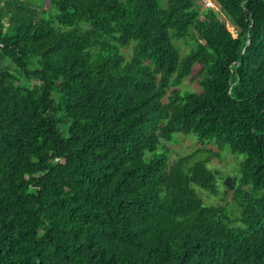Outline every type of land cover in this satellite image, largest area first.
I'll list each match as a JSON object with an SVG mask.
<instances>
[{"label": "trees", "instance_id": "obj_1", "mask_svg": "<svg viewBox=\"0 0 264 264\" xmlns=\"http://www.w3.org/2000/svg\"><path fill=\"white\" fill-rule=\"evenodd\" d=\"M197 1L0 0V264H264V0Z\"/></svg>", "mask_w": 264, "mask_h": 264}, {"label": "rangeland", "instance_id": "obj_2", "mask_svg": "<svg viewBox=\"0 0 264 264\" xmlns=\"http://www.w3.org/2000/svg\"><path fill=\"white\" fill-rule=\"evenodd\" d=\"M160 4L161 7L165 6V2L164 0H160ZM196 4L198 6H200L202 9L204 7H208L210 9H215L216 4L214 2H212L211 0H200L197 1ZM219 13V12H217ZM220 16H222L219 13ZM225 20L227 18V22L228 25L231 27V23L229 20L230 17L228 16H222ZM40 30V25H38L35 30H33L32 34H31V38L32 39H36L37 34ZM180 40H173L174 44L176 45V47L178 48L180 54L182 55V51L184 50V48H182L183 50H181V48H179V41ZM192 47V45H191ZM190 47V48H191ZM189 48V50H190ZM187 50L186 53L189 51ZM125 55H128L131 52V46L125 48L124 50ZM179 88L184 90V89H188V90H198V86L196 85L195 81L191 80V77H186L182 83L179 85ZM217 152H219V155H212V157L209 159L208 161V167L211 168L213 171H217V175L220 178L226 177L228 175L231 176H238L239 175V162L241 160L243 156V154H239L235 155L229 151H227L228 149L224 150H218L216 146H213V144L211 142H201L200 140H198V138L193 135H183V134H176L173 136V138L170 141H165L163 142V144L161 146H159L158 150H166L168 153V156L170 158V160H175L176 158H178L179 156L182 155H186L189 154L195 150H199V152L193 157L192 161L197 160V159H205L207 157L208 154H210L209 148H211ZM219 184V191L220 194L218 196H214L209 194L205 189L200 188L197 185H192L194 191L196 192V194L198 196L201 197V199L203 200V203L205 205L207 204H224L226 205L229 214L231 215V217H234L237 212H234V207L232 204H229V197L227 198H223L224 194L223 192L226 190L225 186L222 184L221 180L218 182ZM209 194V195H208Z\"/></svg>", "mask_w": 264, "mask_h": 264}, {"label": "water", "instance_id": "obj_3", "mask_svg": "<svg viewBox=\"0 0 264 264\" xmlns=\"http://www.w3.org/2000/svg\"><path fill=\"white\" fill-rule=\"evenodd\" d=\"M249 43V38L246 40V42L244 43V45H243V49H244V47L247 45Z\"/></svg>", "mask_w": 264, "mask_h": 264}]
</instances>
